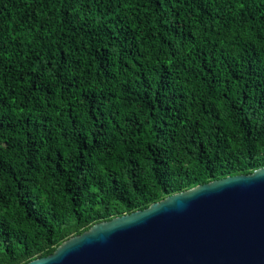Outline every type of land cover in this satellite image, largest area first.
<instances>
[{"label":"trees","instance_id":"16d2710c","mask_svg":"<svg viewBox=\"0 0 264 264\" xmlns=\"http://www.w3.org/2000/svg\"><path fill=\"white\" fill-rule=\"evenodd\" d=\"M264 167V0H0V264Z\"/></svg>","mask_w":264,"mask_h":264},{"label":"water","instance_id":"95a60500","mask_svg":"<svg viewBox=\"0 0 264 264\" xmlns=\"http://www.w3.org/2000/svg\"><path fill=\"white\" fill-rule=\"evenodd\" d=\"M28 264H264V167L95 224Z\"/></svg>","mask_w":264,"mask_h":264}]
</instances>
